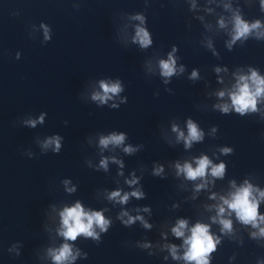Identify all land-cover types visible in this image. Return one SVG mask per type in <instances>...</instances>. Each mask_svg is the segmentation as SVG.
I'll return each mask as SVG.
<instances>
[{"label": "water", "instance_id": "1", "mask_svg": "<svg viewBox=\"0 0 264 264\" xmlns=\"http://www.w3.org/2000/svg\"><path fill=\"white\" fill-rule=\"evenodd\" d=\"M237 16L261 27L231 44ZM139 27L152 39L146 49L134 42ZM174 50L176 74L164 77L159 62ZM253 71L264 79V0H0V264H55L50 253L65 243L75 259L63 264H189L172 232L179 220L188 222L185 238L197 223L210 226L219 243L209 264H264V237L252 235L264 223L245 225L226 205L232 231L213 223L221 197L246 185L264 216V95L244 115L230 96ZM101 82L122 91L93 100ZM189 121L203 134L191 147L179 138ZM121 133L122 145H100ZM56 136L59 152L44 147ZM204 156L225 165L222 178L211 168L196 180L178 174L177 164L196 168ZM137 190L144 197L126 204L108 198ZM77 203L111 222L107 232L94 228L98 240L60 235V213ZM124 212L151 228L125 225Z\"/></svg>", "mask_w": 264, "mask_h": 264}, {"label": "clouds", "instance_id": "2", "mask_svg": "<svg viewBox=\"0 0 264 264\" xmlns=\"http://www.w3.org/2000/svg\"><path fill=\"white\" fill-rule=\"evenodd\" d=\"M136 19L141 20L143 23L142 17H136ZM221 26L223 27V21H221ZM261 27L260 22L257 21L254 24L249 25L247 22L242 20L239 16L235 18V28L234 34L232 37L231 44H234L236 41L241 38H247V36L253 31L257 30ZM48 30L45 28V37L47 36ZM134 42H138L142 48H148L152 44V39L150 38L149 32L143 28L139 27L136 31V37ZM231 44L229 47H231ZM174 52L169 54L167 60H161L159 62V66L161 69V74L164 77H171L176 74V59L174 58ZM184 69L180 68V72H183ZM219 72L220 70L217 69ZM198 77V73L193 71L192 77L196 79ZM239 82L236 85V91L230 93L232 106L235 108L237 113L244 115V113L251 109L252 111L256 110V98L264 95V79L260 78L258 74L253 71L251 77L240 76L238 78ZM249 80L251 84L255 87V91L252 90V87L249 84ZM100 87L103 90V95L100 93H95L93 95V100L99 101L100 103H107L108 100L112 99L114 95H118L122 88L119 82L108 84L101 82ZM225 95L224 92H220L219 96L223 98ZM115 106V105H114ZM224 113L229 112V106L227 104L218 105ZM40 123H43V116L40 118ZM29 126L35 127L37 121L31 120L26 122ZM173 131L179 132V130L174 126ZM125 135L121 134H112L108 137H102L100 139V145L104 148H107L109 145L120 146L125 141ZM179 138L185 141V145L187 147H191L192 142L200 141L203 138V134L198 130L197 125L192 121L188 122V136L185 137L183 132H179ZM61 138L59 136L49 138L44 147L48 148L52 145L55 146L54 151L59 152L61 148ZM126 153L131 154L135 151V149L131 147H127L124 149ZM225 154H227L230 149L223 150ZM114 163H120L121 167H123L122 162L113 160ZM108 160L101 161V167L107 170ZM196 168L192 167V164L185 163L183 166L180 164L176 165L178 169V174L186 175L189 180H196L197 178H204L208 174L209 168H211V175L213 177L222 178L224 175L225 165L223 163L219 165H212V162L209 160L207 156H204L198 160H196ZM163 172V168L157 167L154 174L160 175ZM123 173H121L122 175ZM127 183L131 185H135L138 183V180L134 177L132 180L127 181ZM205 184H201L197 187V191L206 186ZM73 189H69L72 191ZM253 188L251 185H246L245 187L239 188L235 193L231 195V199H225L221 197L223 200V204L218 206L217 217H213V223H219L222 225V231L225 233H230L232 231V222L229 219H224V215L226 209L224 205L227 206V209L236 213L238 220H240L243 224H251L254 228H259V223H264V216L258 218V206L259 201L253 197ZM261 198H264V193H260ZM130 197H135L137 199H141L144 197V193L137 190L131 193L121 194L120 191H114L109 195V199L116 201L120 204H126ZM215 199V196L212 197ZM145 211H149L148 209H144ZM230 214V213H229ZM62 218V230L60 231V235H62L65 240H76L79 235H84L86 237H92L93 239H99V235L95 232L94 228L99 227L101 232H107L108 227L110 225V221L107 220L103 212L99 211H85L80 203H77L74 207L65 208L63 212L60 213ZM124 216H128L127 220H123ZM120 219L123 221L125 225H131L135 223L136 220H140L145 228H151V225L144 221L143 217L137 216L135 218L128 215L127 212L121 214ZM259 220V222H258ZM188 229V222L186 220H179L177 222V226L172 229L173 234L177 238H184V246L186 251L184 253L183 259L189 264L195 261V264H209V256L211 253L216 251V245L219 243V240L215 238L212 234H210V226L207 224L197 223L194 227L190 229V236L185 238V233ZM253 237L255 238L257 235L264 237V228L259 229V233H253ZM149 245H146V247ZM170 251L174 259H180L177 255L178 249L176 246H170ZM52 258L55 264H63V262L71 259H75L72 255V248L69 244L65 243L60 249L52 250L51 253Z\"/></svg>", "mask_w": 264, "mask_h": 264}]
</instances>
